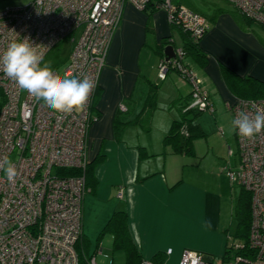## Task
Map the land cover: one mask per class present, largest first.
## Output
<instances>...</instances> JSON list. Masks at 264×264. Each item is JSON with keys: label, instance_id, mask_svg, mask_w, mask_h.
<instances>
[{"label": "built area", "instance_id": "2783aa9c", "mask_svg": "<svg viewBox=\"0 0 264 264\" xmlns=\"http://www.w3.org/2000/svg\"><path fill=\"white\" fill-rule=\"evenodd\" d=\"M149 0H29L0 9V51L12 40L28 38L44 58L68 38L70 52L62 77H89L95 87L82 111L64 116L53 112L19 89L0 71V158L7 156L18 169L10 183L0 171V264H99L81 254L82 205L87 192L85 169L87 135L96 118L91 103L106 65L108 47L119 26L125 4L143 10ZM250 20L264 25V0H225ZM169 24L180 26L198 41L209 29L200 13L174 0H164ZM174 57L160 60L158 77L172 69L191 87L188 108L214 111L209 92L195 70L184 62L181 44ZM58 73L57 70H54ZM59 74V73H58ZM60 75V74H59ZM233 119L240 111L264 110V98H235L227 103ZM187 134V133H186ZM238 164L226 174L232 185L250 194L247 242L230 236L232 251L223 264H264V131L252 139L235 132ZM74 168L76 176L59 170ZM252 254L237 253L244 250ZM141 264H152L144 259ZM179 264H210L195 250L185 249Z\"/></svg>", "mask_w": 264, "mask_h": 264}, {"label": "crops", "instance_id": "0c3cea01", "mask_svg": "<svg viewBox=\"0 0 264 264\" xmlns=\"http://www.w3.org/2000/svg\"><path fill=\"white\" fill-rule=\"evenodd\" d=\"M233 17L223 12L210 23L200 41L208 54L206 64L201 67L190 61L210 94L213 113L217 97L226 109L236 98L222 78L221 65L240 76L264 81V46L244 32H236ZM152 22L153 32L147 33L146 13L125 4L108 47L92 111L96 118L87 135L86 157L92 169L82 205L81 239L87 247L83 252L96 258L102 252L97 246L104 234L110 237L113 249V235L103 230L114 212L124 211L142 260L161 253L160 264H179L182 251L190 249L210 264H223L233 236L229 224L236 193L220 192L215 199L201 180L185 179L174 163L175 156L184 154L173 153L164 144L176 120L171 108L181 117L179 105L173 103L185 101L191 87L178 83L173 70L163 80L158 74L156 81L151 79L161 60L157 47L165 38L177 37L165 10L155 11ZM154 85L157 90L153 92ZM163 88L168 90L164 97ZM157 111L166 113L161 125ZM193 145L195 154V142Z\"/></svg>", "mask_w": 264, "mask_h": 264}, {"label": "trees", "instance_id": "16d2710c", "mask_svg": "<svg viewBox=\"0 0 264 264\" xmlns=\"http://www.w3.org/2000/svg\"><path fill=\"white\" fill-rule=\"evenodd\" d=\"M164 0H149L144 9L147 15V23H146V32L151 33L153 32V22H152V15L155 11L161 9L159 6L162 4ZM176 3L183 4L187 6L189 9H192L201 15H203L207 21L213 24L216 21L218 15L223 12H226L227 9L217 5L213 1L209 2L207 0L203 1L206 6V9H200L197 7L191 0H175ZM225 2V0H222ZM227 2V1H226ZM237 15H239L243 20L247 23L254 22L249 18L242 15L236 8L232 10ZM234 16V15H233ZM234 18H236L234 16ZM258 24V23H257ZM260 25V24H258ZM264 27V25H260ZM172 32H175L179 37V43L181 44L183 50L185 51L184 62L191 66L185 60L188 58L190 61L196 63L197 65L203 67L208 59V54L206 51L202 49L200 46V41L203 38H200L198 41L192 40L189 33L183 30L180 26L175 24H170ZM169 41V37L165 38L161 45L157 47V51L161 56V59L165 56L164 55V48L167 42ZM60 43L57 44L54 48H52L49 53L44 58L45 61L52 62V68L57 70L58 67L67 62V56L62 54V50L60 48ZM221 75L222 78L229 89V91L237 98H244V99H257V98H264V81L251 77V76H240L235 72L231 71L224 65H221ZM98 90V89H97ZM96 90V93H97ZM157 90V86H153V92ZM96 93L93 97L91 103V111H93L94 103L96 99ZM151 101L154 99V94L150 95ZM181 102V103H180ZM175 101L173 105L180 109L181 117L178 120L173 121L168 133L164 138V144L169 147L173 153L176 154H184V155H193L194 153V139L199 136H204L205 132L199 126V124L194 123L193 120L197 116H199L203 111H199L196 108H188L191 103V94L189 93L188 98L185 101ZM183 111V112H182ZM192 113L193 117H188V115ZM187 133V134H186ZM93 163H95L93 161ZM92 163V164H93ZM92 165L88 162L84 175L86 179V186L89 177V173ZM233 168V167H232ZM59 174L63 176H76L81 174V171L74 168H67L59 170ZM233 193H235L234 187L232 185ZM233 219L236 223L235 232L233 236L242 240L243 242H247L248 235H249V228H250V194L248 191L241 188L240 193L238 196L234 194V213ZM103 232H109L113 235V249L123 251L125 254V264H141L142 257L137 248L134 244L129 229L127 225V215L124 211H117L114 212L113 215L110 217L108 222L105 225V229ZM81 241L77 244V249L81 254L80 244ZM83 250V249H82ZM232 251L229 246H227L225 253L223 255V262L228 260ZM237 253H243L245 255L252 254V251L249 253L244 250H240ZM164 259V255L161 253L156 254L153 259L151 260L152 264H160Z\"/></svg>", "mask_w": 264, "mask_h": 264}, {"label": "rangeland", "instance_id": "374dc122", "mask_svg": "<svg viewBox=\"0 0 264 264\" xmlns=\"http://www.w3.org/2000/svg\"><path fill=\"white\" fill-rule=\"evenodd\" d=\"M28 1L29 0H0V9L4 8L5 6H21L27 3ZM191 1L200 9H206L205 4L203 3V1L205 0ZM207 1H213L216 4L218 3L219 5L227 9V13H230L236 17H233L235 19L234 23L237 24L236 32H244L246 36H249V38H252L253 40L259 42L261 46H264V27L258 25L256 22L247 23L239 15L232 11L234 10V7L226 1ZM178 37V35L176 37L174 34L169 36V41L164 44L165 47L172 46L174 52V48L179 45ZM59 46L62 50V54L64 56H67L70 52L69 39H63L60 42ZM185 61L191 64L190 59L187 58ZM65 67L66 62L62 63L58 67L57 71L60 75L64 74ZM191 67L193 68L192 65ZM171 70L172 69H170V71ZM158 72L159 67L157 66L151 76L152 80L156 81ZM173 75L176 76V80L178 83L181 82L187 84L188 87L190 86L188 83L182 80L181 76L177 73H173ZM188 87L186 88L188 89ZM167 91V89H162L163 97L165 93H168ZM216 101L217 102L215 105V113L211 112L210 109H207L193 120L194 123H198L199 125H201L205 132L204 136L202 135L194 139L195 154L189 156L183 155L174 157L176 160L174 163L176 166H179L180 171H182L181 174L184 176V178L201 180V182L203 183V187H206V189H208L211 194L216 195L215 199H217V196L220 192L232 193L233 188L226 174V170L229 167H235L239 161L238 146L236 138L234 137L235 132L230 131L231 121L233 120L232 112L226 109L222 100H220L218 97L216 98ZM171 110V112L175 114L176 120L180 119L179 113L177 112L176 108L172 107ZM158 112H160V122L158 123L159 125H161L163 116H165L166 113L157 111V113ZM188 117H193V114L190 113ZM154 128H156L154 130L158 129L157 126H154ZM156 132L158 131H155L154 134H157ZM234 190L236 195L238 196L241 191V188L239 186H235ZM235 228L236 223L233 219H231V222L229 224L230 232L234 233ZM104 235L105 236L103 237L102 244L97 246V248L102 247V252L100 254L98 253L95 255L97 262L99 264H125L124 254L122 252L113 250L111 246L112 244L110 243V237L107 234ZM80 247L85 252H87V247H83V244H80ZM82 249H80L81 252H83Z\"/></svg>", "mask_w": 264, "mask_h": 264}, {"label": "clouds", "instance_id": "9594fccd", "mask_svg": "<svg viewBox=\"0 0 264 264\" xmlns=\"http://www.w3.org/2000/svg\"><path fill=\"white\" fill-rule=\"evenodd\" d=\"M42 2L36 0V6ZM0 71L37 102L42 101L53 112L64 116L82 111L95 87L94 80L89 77L77 79L59 75L52 68V62L45 61L28 38L12 40L0 51ZM230 131L241 138H254L264 131V110L254 114L238 112L231 121ZM0 171L10 183L19 175L16 164L7 156L0 158Z\"/></svg>", "mask_w": 264, "mask_h": 264}, {"label": "water", "instance_id": "95a60500", "mask_svg": "<svg viewBox=\"0 0 264 264\" xmlns=\"http://www.w3.org/2000/svg\"><path fill=\"white\" fill-rule=\"evenodd\" d=\"M164 55H165V59H170L174 56V52H173V47L172 46H167L164 48Z\"/></svg>", "mask_w": 264, "mask_h": 264}]
</instances>
